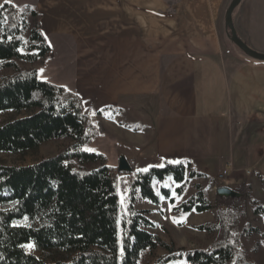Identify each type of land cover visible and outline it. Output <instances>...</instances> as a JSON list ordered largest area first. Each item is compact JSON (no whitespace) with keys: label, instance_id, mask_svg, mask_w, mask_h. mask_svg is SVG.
Wrapping results in <instances>:
<instances>
[{"label":"crops","instance_id":"obj_1","mask_svg":"<svg viewBox=\"0 0 264 264\" xmlns=\"http://www.w3.org/2000/svg\"><path fill=\"white\" fill-rule=\"evenodd\" d=\"M230 1L7 3L37 12L50 47L46 59L69 67L67 82L68 75L55 84L100 112L96 120L109 132L117 161L124 157L135 170L184 164L186 175L201 174L189 178L188 198L198 185L207 192L264 186V61L226 44ZM242 18L233 15L238 36L264 52L246 40ZM134 207L157 205L137 194Z\"/></svg>","mask_w":264,"mask_h":264},{"label":"trees","instance_id":"obj_2","mask_svg":"<svg viewBox=\"0 0 264 264\" xmlns=\"http://www.w3.org/2000/svg\"><path fill=\"white\" fill-rule=\"evenodd\" d=\"M0 7V71L11 75L0 79V112L27 111L28 115L0 125V153H23L52 139L70 143L53 156L33 164H0V264H138L146 250L160 247L165 254L154 264H250L242 255L233 229L244 216L251 187L242 184L238 197L215 195L218 207L214 223L197 226L215 236L207 250H185L165 243L146 228L154 224L147 211L134 207L136 192L158 204L153 182L168 177L181 196L189 178L201 176L182 163H165L144 170L121 171L109 166L104 154L84 147L103 133L80 97L39 78L37 69H23L18 61L34 63L50 51L40 31L38 14L28 6L3 2ZM30 17V19H29ZM128 175V204L122 209L118 182ZM161 195L174 205L175 198L164 186ZM254 204L253 213L264 215ZM207 191H196L179 206L183 212L202 213L213 208ZM26 220L27 224H22ZM25 245L39 252L37 256Z\"/></svg>","mask_w":264,"mask_h":264},{"label":"rangeland","instance_id":"obj_3","mask_svg":"<svg viewBox=\"0 0 264 264\" xmlns=\"http://www.w3.org/2000/svg\"><path fill=\"white\" fill-rule=\"evenodd\" d=\"M233 13V15L239 17L241 15L243 16L241 29L242 32H244L246 40L250 44L264 50V0H241ZM226 44L234 52L243 55V53L231 43L229 39L226 40ZM18 64L23 69H37L41 80L53 84L61 83L63 81L65 82V80L67 82V78L70 77V75H68L69 67L62 68L61 64L59 65L54 60H47L46 57L34 63L18 61ZM12 73L13 71L11 69H3L0 71V79L4 76L11 75ZM64 77H66L65 80ZM28 114L29 112L27 111L15 112L9 110L0 112V125ZM102 129L103 133L98 134L91 143L84 147V149L86 151L104 154L109 166L118 167V161L110 134L107 129L103 128V126ZM104 133L107 135H104ZM69 143L70 140L65 138L52 139L44 142L34 150H28L23 153H0V164L8 166L33 164L43 158L55 155ZM128 178V175H123L118 182V195L122 209H125L128 204ZM160 186H164L170 191V195H173L172 197L175 198V202L174 205H171L169 201L161 195V203H159V197L158 204L153 203L154 205H157V207H154L152 210L140 209L147 211L146 216L154 224L152 227L146 229L159 236L165 243L173 244L176 248H183L185 250L209 249L215 240V236L206 231L199 230L197 226L215 222L218 213V207L214 204L216 190L207 192L209 200L214 204L211 210L202 213H197L195 211L186 213L179 209H173V207L179 206L187 199V185L181 196H176L174 189L175 183L171 179H166L163 183L155 185L156 189ZM137 194H139V192H136V198ZM252 200H255L257 205L264 207V186L259 190L251 189V199L245 201V214L239 219L232 232L238 238L242 255L246 258L247 262L250 264H264V215L253 213L252 210L254 204L252 203ZM19 223L27 224V221L24 220ZM27 250L37 256L50 257L54 255L53 252L35 251L33 247L27 248ZM164 254L165 250L160 247H157L154 250H146L141 254L138 264H154V262Z\"/></svg>","mask_w":264,"mask_h":264},{"label":"water","instance_id":"obj_4","mask_svg":"<svg viewBox=\"0 0 264 264\" xmlns=\"http://www.w3.org/2000/svg\"><path fill=\"white\" fill-rule=\"evenodd\" d=\"M241 0H231L228 4L225 15L224 24L227 33V38L233 43L244 55L257 61H264V53L258 52L249 47L237 34L233 24V12L239 5ZM118 169L121 171H131V166L124 157L118 160ZM216 194L221 197H238L239 193L226 187H219L216 189Z\"/></svg>","mask_w":264,"mask_h":264},{"label":"built area","instance_id":"obj_5","mask_svg":"<svg viewBox=\"0 0 264 264\" xmlns=\"http://www.w3.org/2000/svg\"><path fill=\"white\" fill-rule=\"evenodd\" d=\"M228 173H229V169L227 167H224L220 171V176L226 177L228 175Z\"/></svg>","mask_w":264,"mask_h":264},{"label":"snow or ice","instance_id":"obj_6","mask_svg":"<svg viewBox=\"0 0 264 264\" xmlns=\"http://www.w3.org/2000/svg\"><path fill=\"white\" fill-rule=\"evenodd\" d=\"M5 2L6 3L9 2V0H5ZM0 7H2V5H0ZM41 71H43V70H41ZM24 247L31 248V247H34V245H25Z\"/></svg>","mask_w":264,"mask_h":264}]
</instances>
